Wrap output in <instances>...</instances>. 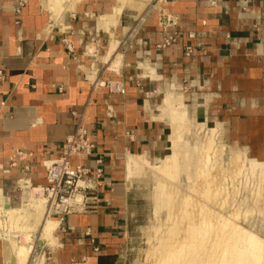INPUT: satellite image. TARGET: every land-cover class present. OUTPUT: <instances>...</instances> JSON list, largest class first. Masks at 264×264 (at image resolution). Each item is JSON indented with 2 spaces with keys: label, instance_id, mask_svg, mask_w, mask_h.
<instances>
[{
  "label": "crops",
  "instance_id": "0c3cea01",
  "mask_svg": "<svg viewBox=\"0 0 264 264\" xmlns=\"http://www.w3.org/2000/svg\"><path fill=\"white\" fill-rule=\"evenodd\" d=\"M118 3L77 0L54 13L41 0H0L1 195L44 185V162L80 125L103 161L95 209L49 218L55 242L44 239L42 264L116 254L128 159H161L170 121L220 122L244 155L264 161V0H149L117 13ZM162 9L177 20L166 48L157 46ZM112 81L124 93L106 86ZM94 159L72 163L94 167ZM3 249L0 238V264Z\"/></svg>",
  "mask_w": 264,
  "mask_h": 264
},
{
  "label": "rangeland",
  "instance_id": "374dc122",
  "mask_svg": "<svg viewBox=\"0 0 264 264\" xmlns=\"http://www.w3.org/2000/svg\"><path fill=\"white\" fill-rule=\"evenodd\" d=\"M71 1L69 8L77 0ZM133 1L140 0H129L126 5ZM179 123L177 136L182 151L178 157L173 156L171 143L165 155L155 161L130 156L139 158L137 161L146 174L137 176L129 185L126 173L129 187L123 226L110 241L116 247L114 264H264V161L244 155L220 122L216 126L208 124L206 128L188 117ZM102 175L103 168L98 188ZM98 188L94 190L96 196ZM29 190L18 188L13 196L0 193V232L3 234L0 237L3 243L7 241L6 234L20 237L17 244L16 236L12 238L14 251L8 254L12 256L11 264H42L49 256L50 248L43 234L55 214L48 212L49 205L44 198L34 195L35 191L30 195ZM174 195L178 198L177 204L172 199ZM158 199V203H165L156 206ZM3 201L16 210H6ZM96 203L84 210H94ZM177 206L179 212L174 217ZM52 223L48 231L51 236L55 222ZM173 226L181 229V236L173 237L169 232ZM53 234L60 236L59 230ZM90 243L92 251L99 254L97 242L91 238ZM26 246L30 251L17 259L19 250ZM4 261L8 264L7 259Z\"/></svg>",
  "mask_w": 264,
  "mask_h": 264
},
{
  "label": "built area",
  "instance_id": "2783aa9c",
  "mask_svg": "<svg viewBox=\"0 0 264 264\" xmlns=\"http://www.w3.org/2000/svg\"><path fill=\"white\" fill-rule=\"evenodd\" d=\"M158 23L164 35L157 46L169 47L176 41V33L170 30V27L176 26L177 20L162 9ZM106 86L124 93V87L119 81L109 82ZM15 153L18 158L23 155V151L19 149H16ZM88 156H96L94 167L72 163L74 157L82 159ZM101 165L102 156L96 151L95 144L88 139L86 128L83 125L78 126L74 134L68 136L62 144L59 156L44 162L45 184L42 186V193L49 205L48 212L63 215L94 207L92 204L96 203L97 199L94 190L99 186Z\"/></svg>",
  "mask_w": 264,
  "mask_h": 264
},
{
  "label": "bare ground",
  "instance_id": "6f19581e",
  "mask_svg": "<svg viewBox=\"0 0 264 264\" xmlns=\"http://www.w3.org/2000/svg\"><path fill=\"white\" fill-rule=\"evenodd\" d=\"M119 1V3L117 4V7L115 8V10H116V12L117 13H119V11L121 10V8H123L125 5H126V2H128L129 0H118ZM147 1H149V0H140V2H139V4H138V2H137V4L138 5H136L135 4V1H133L134 2V4H133V2L132 3H130V4H132V5H134V6H136V7H142V5H143V3L144 2H147ZM41 2L43 3V5L45 6V8L47 7L48 9H50V10H52V12H54V13H56V12H60L61 10V8H63L65 5H67L68 4V2H69V0H41ZM146 4V3H145ZM132 5H129L128 4V6H132ZM140 5V6H139ZM149 5V4H148ZM133 6V7H134ZM64 9V8H63ZM145 9V8H144ZM62 12V11H61ZM114 16V14L113 15H108V14H106V15H103V16H101V18L103 19V20H107V19H116V18H114L113 17ZM112 21V20H111ZM113 21H115V20H113ZM117 21V20H116ZM184 115H187L186 114V112H184L183 113V116ZM171 122V121H170ZM184 123H185V121H183ZM187 122V121H186ZM180 123H179V121H173L172 122V126H174L173 127V129H172V131H171V134L172 135H170V138H171V148H172V152H173V156H175V157H178L179 155V153L182 151V148H181V144H180V141H179V139H178V137L179 136H177V133L179 132V129H180V125H179ZM179 135V134H178ZM204 144V143H203ZM184 145V144H183ZM187 151V150H186ZM197 151V150H196ZM195 151V152H196ZM189 152V151H188ZM193 152V151H192ZM178 155V156H177ZM183 156H184V154H183ZM198 157V156H197ZM135 158L136 157H129V159H128V162H127V180H128V184L130 185V183H131V181L132 180H134L137 176H139V175H141V174H146L145 172H146V170L144 169V168H141V164H139V160L137 161V159H139V158H137L136 160H135ZM171 158V157H170ZM141 159V158H140ZM193 159V158H192ZM142 161V160H141ZM144 161V160H143ZM177 161V160H176ZM172 162V161H171ZM189 162V161H188ZM175 163H177L178 164V161L177 162H175ZM175 163H173V164H171V165H175ZM193 163V162H192ZM185 164V163H184ZM166 165V167H167V165L169 166V163H166L165 164ZM165 165H163V166H165ZM189 165V164H188ZM185 166H187V163H186V165ZM163 168V167H162ZM257 170H260L261 171V169H257ZM168 171V170H167ZM263 171V170H262ZM147 173H149V172H147ZM169 173V172H168ZM160 174V173H159ZM167 174V173H166ZM178 174V173H177ZM154 175L155 174H153V177H154ZM168 175H170V174H168ZM180 175V174H179ZM148 176V175H147ZM159 176H161V175H159ZM158 176V177H159ZM163 176V175H162ZM156 177H157V175H156ZM155 177V178H156ZM164 177V176H163ZM169 177V176H168ZM139 178V177H138ZM140 178H142L141 176H140ZM174 178V177H173ZM154 179V178H153ZM159 179H161L160 177H159ZM158 179V180H159ZM190 179V178H189ZM157 180V179H156ZM155 180V181H156ZM168 180V179H167ZM161 182V181H160ZM163 183V182H162ZM157 185H158V182H157ZM160 185V184H159ZM174 185V184H173ZM43 186V185H42ZM42 186H37V187H35V188H33V187H31L30 188V191H35V194L34 195H36V196H41L42 198H44V196H43V193H42ZM156 186V185H155ZM164 190V189H163ZM166 190H167V188H166ZM164 193H165V191H164ZM167 193V192H166ZM173 193V192H172ZM154 194H155V192H154ZM158 194V193H157ZM30 195H31V192H30ZM163 199L165 200V196L163 195ZM171 198V197H170ZM169 198V199H170ZM1 199V198H0ZM76 199H78V196H76ZM155 199V198H154ZM172 199L174 200V202L177 204V201H178V198H176L175 197V195L172 197ZM2 200H4V199H2ZM7 200V199H6ZM44 200V202H45V198L43 199ZM163 200V201H164ZM176 200V201H175ZM158 201H159V199L156 201V203H155V205L156 206H158V204H160V202L158 203ZM161 201V200H160ZM162 201V202H163ZM6 202V201H5ZM8 202V201H7ZM33 202H34V200H33ZM35 203V202H34ZM165 203V202H164ZM163 203V204H164ZM169 203H170V201H169ZM168 203V204H169ZM2 204V203H1ZM3 204H5L4 203V201H3ZM43 204V203H42ZM162 204V203H161ZM160 204V205H161ZM162 204V205H163ZM167 204V203H166ZM40 205V204H39ZM4 207L6 206L7 207V209L6 210H16V208H13V207H11V206H9V205H7V204H5V205H3ZM171 206V205H170ZM179 206V205H178ZM178 206L175 208V211H174V217H175V215H177V213L179 212V210H178ZM9 207V208H8ZM37 207H38V205H37ZM166 208L168 209V205H166ZM36 209V208H35ZM41 209H43V208H41ZM156 209H157V207H156ZM155 209V210H156ZM2 210V209H1ZM37 210H38V208H37ZM36 210V211H37ZM169 210V209H168ZM40 211V210H39ZM5 212V211H4ZM15 212V211H14ZM171 212V211H170ZM41 213V212H40ZM168 213V212H167ZM166 213V214H167ZM37 216V215H36ZM186 219V218H185ZM34 220H35V216H34ZM44 220H46V219H44ZM188 221V220H187ZM179 223V222H178ZM177 224V223H176ZM45 225V224H44ZM55 225V224H54ZM48 226V228H45V233L43 234L44 235V237L46 238V240L49 242V243H54L55 241V239L51 236V235H49V233H50V229L52 228V226H53V223H52V221L50 222V224H48L47 225ZM178 226V225H177ZM177 226H173V228H171V230H169V232L170 233H172V235H173V237H176V235L177 236H181V234H179L180 233V231H181V229H179ZM184 227H186V226H184ZM180 228H182L181 226H180ZM183 229V228H182ZM48 231H49V233H48ZM158 231V230H157ZM168 231V230H167ZM1 233V232H0ZM2 234V233H1ZM26 235V234H25ZM24 235V236H25ZM49 235V236H48ZM154 235V234H153ZM175 235V236H174ZM188 235V234H187ZM0 236H2L3 237V234L2 235H0ZM5 236V243H4V247H5V249H3L4 251H3V258L4 259H7V263L8 264H11L12 263V261L10 260L11 259V257L12 256H10V257H8V254L9 255H12V253H11V251H12V249H13V240H12V238L14 237V236H16V235H14V234H10V235H8V234H6V235H4ZM189 236V235H188ZM9 239H8V238ZM1 238V237H0ZM178 238V237H177ZM11 239V240H10ZM19 239V241H20V237L19 236H16V244L19 242V241H17ZM4 239H2V241H3ZM23 241V240H22ZM176 241V240H175ZM4 242V241H3ZM21 243V242H20ZM23 243V242H22ZM24 245V244H23ZM28 246H30V245H28ZM20 247H23V246H20ZM31 247V246H30ZM29 249V248H28ZM13 251H14V249H13ZM30 250H27V246H26V249H25V247H24V249L23 250H19V252H18V257H17V259L19 258V256L20 255H23V256H25V255H27V253L29 252ZM11 253V254H10ZM30 254V253H29ZM28 254V255H29ZM16 259V258H15ZM25 259V258H24ZM27 260V259H26ZM3 262H5V261H3ZM23 262H24V260H23ZM14 263V262H13ZM25 263V262H24ZM23 263V264H24ZM5 264H6V262H5ZM17 264H18V262H17ZM21 264V263H20Z\"/></svg>",
  "mask_w": 264,
  "mask_h": 264
},
{
  "label": "trees",
  "instance_id": "16d2710c",
  "mask_svg": "<svg viewBox=\"0 0 264 264\" xmlns=\"http://www.w3.org/2000/svg\"><path fill=\"white\" fill-rule=\"evenodd\" d=\"M113 257L111 255L99 256L98 264H111L113 262Z\"/></svg>",
  "mask_w": 264,
  "mask_h": 264
}]
</instances>
